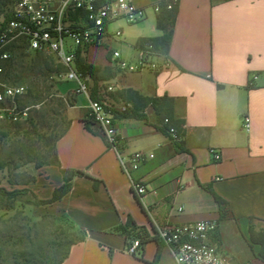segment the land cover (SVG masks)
<instances>
[{"label":"crops","instance_id":"obj_1","mask_svg":"<svg viewBox=\"0 0 264 264\" xmlns=\"http://www.w3.org/2000/svg\"><path fill=\"white\" fill-rule=\"evenodd\" d=\"M157 1L134 0L142 6ZM156 18L150 24L114 23L109 30L121 29L119 40L108 37L80 51L87 64L99 68L97 82L117 83L109 99L118 109L122 153L153 152L154 158L133 173L146 186L138 198L99 128L84 127L88 100L68 99L70 125L55 143L58 166L39 169L37 183L47 187L43 200L63 184V171L83 172L98 182L94 186L91 178L74 175L68 193L49 204L50 213L85 233L61 264H174L157 228L202 220L217 223L214 239L234 264H264L248 233L249 220L264 229V0H177L167 68L120 73L111 51L135 62L138 40L163 34ZM90 89L96 90L93 82ZM127 90L172 98L174 117L184 122L181 140L172 142L159 128L152 105L140 111L146 121L123 117L133 109ZM245 115L251 126L247 134L240 130ZM211 150L220 152L219 161L212 160ZM213 195L223 201L221 209ZM128 219L152 238L142 259L125 250Z\"/></svg>","mask_w":264,"mask_h":264},{"label":"built area","instance_id":"obj_2","mask_svg":"<svg viewBox=\"0 0 264 264\" xmlns=\"http://www.w3.org/2000/svg\"><path fill=\"white\" fill-rule=\"evenodd\" d=\"M176 3V0H161L142 6L134 0H13L8 18L0 24V122L19 123L29 115L30 107L21 104L27 94L26 87L4 81V68L1 65L10 59L12 46L22 41L26 44V51L51 57L61 67L59 76L73 85L74 95L88 100V119L99 128L107 147L115 151L119 167L129 178L133 193L143 198L146 194L145 183L135 178L133 173L152 160L154 153H122L123 138L115 123L118 109L109 99L117 83L98 81L93 97L90 76L77 68V52L99 46L108 37L119 40L123 35L121 29L109 30L116 22L136 25L146 20L148 8L157 14L162 7L171 10ZM110 58L122 74L144 69L159 71L169 65L168 60L150 42L137 46V59L133 63L123 59L118 51H111ZM126 108L122 106L120 111ZM167 124L168 120L164 119L159 128L165 130L172 142H179L181 133L173 127L166 129ZM250 127L249 117L242 116L240 130L247 134ZM211 157L213 161H219L221 154L211 150ZM177 211L181 212L182 208H177ZM216 228L217 223L213 220L167 224L157 228L156 236L174 264H234L214 240ZM139 246V239L133 238L125 250L138 256Z\"/></svg>","mask_w":264,"mask_h":264},{"label":"trees","instance_id":"obj_3","mask_svg":"<svg viewBox=\"0 0 264 264\" xmlns=\"http://www.w3.org/2000/svg\"><path fill=\"white\" fill-rule=\"evenodd\" d=\"M176 13L177 3L171 10H166L162 7L157 13L156 26L163 32V34L160 37L139 39L137 44L140 45L144 42L152 43L155 50L166 59ZM7 18L8 13L4 16V19ZM25 51L26 44L19 41L11 48L10 59L1 64L4 68L3 80L10 85H22L17 83L22 75H27L28 78H31L34 81L39 75L47 76L48 73L53 72L51 70V65L52 62L55 61L51 57L35 52L34 58L31 59L28 64L25 61L28 57L24 54ZM80 53V51L77 52V68L82 73L88 74L95 86L98 80L97 74L99 68L87 64L81 57ZM91 94L94 96L95 90L92 89ZM26 95L29 97L30 91H27ZM125 98L133 104V109L126 110L123 117L146 121L144 114L140 111L145 106L152 105L161 122L164 119L168 120V124L165 125L166 129L168 127H173L178 133H182L184 122L183 120L174 117L172 98L164 96L152 99L143 97L132 90H127L125 92ZM68 106V101L60 100L59 107H62L61 114L54 112L51 107L47 108L51 115L57 114L61 118V127L57 131L55 129L57 127L55 119L48 121L45 119L46 117L44 114L36 112H34L33 116H29L25 121L20 123L0 122V143L4 142L3 144H9V142H13V138L17 139L14 142L16 144L12 145L14 147L12 151L0 155V173L2 171L10 173L11 170L14 171L28 164H32L36 169L43 166H58L55 154V143L62 135H64L70 125V121L65 114ZM83 123L84 127L90 131L92 122L88 119L84 120ZM44 128H46L47 131L49 130L50 133H44L42 131ZM162 131L165 133V130ZM62 174L63 184L54 189L50 199L43 201L37 200L34 205H49L61 200L68 193L70 181L74 175L91 178L83 172L63 171ZM92 180L95 186L98 181L95 179ZM19 194V190L8 191L4 188H0V203H6L9 200L11 201ZM213 196L221 209L223 201L216 195ZM0 209L2 208L0 207ZM53 218L56 220L65 219L68 221L72 227V230L67 234L69 238H67V236L65 238L55 236L47 244H41V242H38L37 240V236L40 233L39 230H34V234H31V230L26 232L20 229V232L18 233V230L14 229L13 231L16 236L13 238L14 241L12 244L6 239L0 241V261L2 264H61L67 257L70 247L84 240L85 233L83 230L76 229L71 222L63 216H54ZM124 233L126 248L129 245L128 240L131 239V237L139 239V254L138 256H133L142 259L143 247L152 239L148 232L145 228L137 227L133 221L128 219ZM248 233L250 242L259 246L258 257L264 262V229H254L249 227ZM4 252L6 253V256H4Z\"/></svg>","mask_w":264,"mask_h":264},{"label":"rangeland","instance_id":"obj_4","mask_svg":"<svg viewBox=\"0 0 264 264\" xmlns=\"http://www.w3.org/2000/svg\"><path fill=\"white\" fill-rule=\"evenodd\" d=\"M12 5L13 0H0V24L4 16L12 8ZM146 14V22L148 21L147 24H150L149 22H151L155 13L151 8H148ZM123 24L124 22L122 21L115 23L116 26ZM24 54L28 56L25 61L29 64L30 60L34 58V53L25 51ZM51 70L53 72L48 73L47 76L39 75L34 81L28 78L27 75H22L17 83L24 85L27 91H30L29 97L25 95L21 101L23 106L30 107L28 117L33 116L34 112H36L44 114L45 119L48 121L55 119L57 122L55 129L57 131L61 127V118L57 115L61 114L62 111V107H59L60 100L64 101L66 99L68 101L69 98H73L76 95L73 93V85L66 83L59 76L61 69L55 62H52ZM49 107L53 108L57 114L51 115L47 110ZM42 131L50 133L46 128ZM16 140V138H13V142H9V144L0 143V155L12 151L14 149L12 145L16 144L14 143ZM41 168L36 169L32 164H28L14 171L11 170L10 173L7 171L0 173V188L8 191H20V194L11 201L0 203L2 208L0 209V241L6 239L12 244L13 238L16 236L14 229L18 230V233L20 229L26 232L31 230V234H34V230H39L40 233L37 236V240L41 244H47L55 236H61L62 238L67 236L69 238L67 234L72 230V227L67 220L54 219L53 217L57 215L50 213L49 205H34L37 200L43 201L47 197V187H42L37 183L41 175L39 172ZM257 226L258 224L254 221H248V228L258 229ZM240 242L243 244L242 240ZM4 256H6L5 252ZM0 264H2L1 261Z\"/></svg>","mask_w":264,"mask_h":264}]
</instances>
